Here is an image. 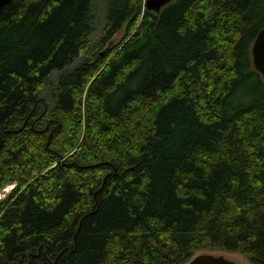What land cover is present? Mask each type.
<instances>
[{
  "label": "trees",
  "instance_id": "obj_1",
  "mask_svg": "<svg viewBox=\"0 0 264 264\" xmlns=\"http://www.w3.org/2000/svg\"><path fill=\"white\" fill-rule=\"evenodd\" d=\"M9 0L0 264H264V0Z\"/></svg>",
  "mask_w": 264,
  "mask_h": 264
},
{
  "label": "water",
  "instance_id": "obj_2",
  "mask_svg": "<svg viewBox=\"0 0 264 264\" xmlns=\"http://www.w3.org/2000/svg\"><path fill=\"white\" fill-rule=\"evenodd\" d=\"M169 0H148L146 8L158 12L159 9ZM9 2V0H0V11ZM252 63L254 69L264 80V28L257 34L251 47ZM186 264H236L222 256H213L210 254H198Z\"/></svg>",
  "mask_w": 264,
  "mask_h": 264
},
{
  "label": "rangeland",
  "instance_id": "obj_3",
  "mask_svg": "<svg viewBox=\"0 0 264 264\" xmlns=\"http://www.w3.org/2000/svg\"><path fill=\"white\" fill-rule=\"evenodd\" d=\"M104 0H94L93 3V15L95 18V30H100L104 24ZM7 188V187H6ZM7 193L4 192V189L0 192V196H5ZM210 254L213 256H222L225 259L235 262L236 264H250L245 257L241 255H234L233 253L229 254L223 251L213 250V251H199L195 254Z\"/></svg>",
  "mask_w": 264,
  "mask_h": 264
},
{
  "label": "clouds",
  "instance_id": "obj_4",
  "mask_svg": "<svg viewBox=\"0 0 264 264\" xmlns=\"http://www.w3.org/2000/svg\"><path fill=\"white\" fill-rule=\"evenodd\" d=\"M15 188V184L9 185L7 188L4 189L5 193H10ZM3 196H0V199H3Z\"/></svg>",
  "mask_w": 264,
  "mask_h": 264
}]
</instances>
